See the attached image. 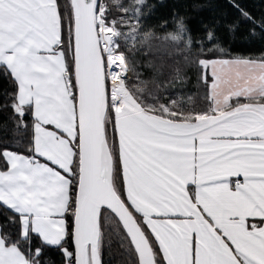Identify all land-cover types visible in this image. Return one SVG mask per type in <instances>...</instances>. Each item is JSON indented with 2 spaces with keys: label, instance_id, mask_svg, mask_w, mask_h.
Segmentation results:
<instances>
[{
  "label": "snow or ice",
  "instance_id": "obj_1",
  "mask_svg": "<svg viewBox=\"0 0 264 264\" xmlns=\"http://www.w3.org/2000/svg\"><path fill=\"white\" fill-rule=\"evenodd\" d=\"M230 2L227 31L243 21L244 38L264 42V16ZM144 5L0 0V77L14 86L0 104L14 124H0V207L12 212L0 264H53L51 250L103 264L109 224L132 264H264V52L232 56L213 28L194 39L173 16L162 39L184 45L210 101L185 109L173 96L185 66L142 73L129 60L154 36L140 35Z\"/></svg>",
  "mask_w": 264,
  "mask_h": 264
},
{
  "label": "trees",
  "instance_id": "obj_2",
  "mask_svg": "<svg viewBox=\"0 0 264 264\" xmlns=\"http://www.w3.org/2000/svg\"><path fill=\"white\" fill-rule=\"evenodd\" d=\"M60 2L62 6H66V0H60ZM237 2L255 17L264 16V0H237ZM125 3L131 5L134 0H125ZM143 12L145 18L142 21L143 27L140 35L151 31L154 36L143 44L138 43L136 48L129 51V60L137 71L142 73L149 71L150 62L156 65L179 63L181 66H185L186 82H178L176 89L173 90V96L180 97L185 109L195 107L197 110H206L210 101L205 99L207 92L200 79L203 72L198 71L195 66L185 64V57H190V54L183 51L184 45H174L162 39L174 29L173 16L184 18L189 33L194 39L205 36V26L213 28L219 37L221 47L232 56L258 57L264 52V42L258 38L251 42L244 38L250 27L246 22H241L235 33V38L227 31L226 25L234 22L239 16L230 0H145ZM112 15L115 16L116 13L113 12ZM131 23L135 24V20H132ZM123 31L127 32L129 29L124 28ZM65 43L67 44V37H65ZM129 43L131 44V41ZM121 46L123 47V43ZM197 51L199 49L194 48L192 54ZM13 88L10 80L0 77V104L4 102L3 92L5 90L12 92ZM11 115L10 109L0 107V124L7 123L9 128L14 127ZM13 150H22V146H14ZM11 215L10 210L0 207V222L7 221ZM68 223H71L70 219ZM114 232L115 227L111 224L105 229L103 264H132V258L121 246V242ZM45 259L50 260L53 264H61L62 254L51 250L47 252Z\"/></svg>",
  "mask_w": 264,
  "mask_h": 264
},
{
  "label": "crops",
  "instance_id": "obj_3",
  "mask_svg": "<svg viewBox=\"0 0 264 264\" xmlns=\"http://www.w3.org/2000/svg\"><path fill=\"white\" fill-rule=\"evenodd\" d=\"M209 75H210V73H209ZM241 99H242V98H241ZM235 179H239V180L242 181V180H243V177H234L233 180H235Z\"/></svg>",
  "mask_w": 264,
  "mask_h": 264
},
{
  "label": "built area",
  "instance_id": "obj_4",
  "mask_svg": "<svg viewBox=\"0 0 264 264\" xmlns=\"http://www.w3.org/2000/svg\"><path fill=\"white\" fill-rule=\"evenodd\" d=\"M235 180H236V179H235ZM235 180H234V181H235Z\"/></svg>",
  "mask_w": 264,
  "mask_h": 264
}]
</instances>
